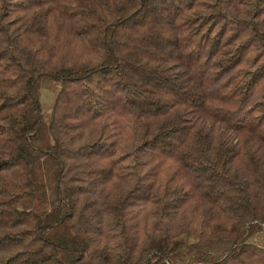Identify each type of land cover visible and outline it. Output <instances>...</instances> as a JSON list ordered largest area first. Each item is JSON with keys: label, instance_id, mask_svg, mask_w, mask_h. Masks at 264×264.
<instances>
[{"label": "trees", "instance_id": "obj_1", "mask_svg": "<svg viewBox=\"0 0 264 264\" xmlns=\"http://www.w3.org/2000/svg\"><path fill=\"white\" fill-rule=\"evenodd\" d=\"M258 232L264 0H0V264H264Z\"/></svg>", "mask_w": 264, "mask_h": 264}, {"label": "rangeland", "instance_id": "obj_2", "mask_svg": "<svg viewBox=\"0 0 264 264\" xmlns=\"http://www.w3.org/2000/svg\"><path fill=\"white\" fill-rule=\"evenodd\" d=\"M60 87L59 80L51 79L47 76H43L41 79V109L44 117H47L51 111L53 100L57 94V91ZM253 243L258 244L259 246L264 247V233L258 232L250 240Z\"/></svg>", "mask_w": 264, "mask_h": 264}]
</instances>
